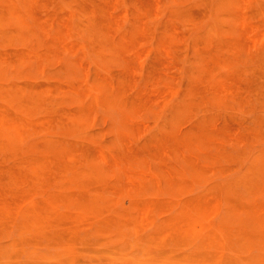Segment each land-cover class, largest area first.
Instances as JSON below:
<instances>
[{
	"label": "bare ground",
	"instance_id": "obj_1",
	"mask_svg": "<svg viewBox=\"0 0 264 264\" xmlns=\"http://www.w3.org/2000/svg\"><path fill=\"white\" fill-rule=\"evenodd\" d=\"M131 1L0 0V264L28 246L35 253L44 247L35 257L43 264H73L74 257L87 256L123 264H264V203L241 192L264 191V45L242 78L235 71L233 83L200 77L193 55L184 59L191 45L198 56L211 54L207 62L215 58L224 66L227 60L210 48H235L241 38L253 47L263 42L264 0H170L167 6L162 0ZM250 4L260 18L245 12ZM232 19L239 22L237 37L227 24ZM63 54L83 68V79L21 74V65L44 69ZM117 59L126 65L116 68ZM168 63L175 73L169 74L171 83H161ZM226 94L238 98L240 111L255 115L254 125L212 135H248L260 140L259 147L235 157L229 151L221 169L233 176L208 183V194L146 196L149 185L158 193L163 182L183 190L184 171L167 161L174 155L186 162L196 158L194 149L212 135L204 129L195 131L198 138L180 135L172 126L180 116L191 117L199 103ZM104 108L140 121L132 133L117 128V148L92 132ZM141 137L148 139L140 144ZM150 158L161 165L152 168ZM195 167L199 176L206 170ZM195 181L205 185L200 176L187 186ZM122 196L129 198L122 202ZM174 206L178 214L168 215ZM241 212L250 223L239 218Z\"/></svg>",
	"mask_w": 264,
	"mask_h": 264
},
{
	"label": "rangeland",
	"instance_id": "obj_2",
	"mask_svg": "<svg viewBox=\"0 0 264 264\" xmlns=\"http://www.w3.org/2000/svg\"><path fill=\"white\" fill-rule=\"evenodd\" d=\"M162 2H163L164 6H167V4L169 5V3L166 4L165 2H170L171 3L170 0H162ZM128 3H130V5L133 4L131 0H128ZM256 9L257 8L255 7V5H251L250 4L249 6H247V8H245V12L248 13V14L253 15L255 18H260L261 14L257 13ZM149 19H150V17H149ZM149 19H148V17H146L145 22L150 23L151 19L150 20ZM203 20L204 19H201V20L198 19L197 20L199 22V23L197 22L199 24V26L205 25V21H203ZM201 22H202V24H201ZM227 24L230 27V34L232 36H236L237 37L238 34H239V22H237V21L232 19V20L227 21ZM150 33H152V32L151 31L145 32V33L142 34V36L143 37H148ZM171 36H172V39H173V38H176L177 35L176 34H171ZM77 37L80 38V39L82 38L81 35H79ZM33 39H34V37H33ZM241 39H242L241 40L242 41L241 44H239L235 48H231V47H225V48H221V49L217 48V47L210 48L211 52L213 54L215 53L216 56L222 57L223 59L227 60V62L224 60L226 62L224 66L217 64V62H215V58H213V57H212L213 58L212 60L207 62V60H209L211 58V54H209V55L202 54V55L198 56L197 54H195L191 50V47H192L191 45L188 47L189 49L186 51V53H185L186 57H184V59H185V61H189L188 59H191L192 55H193L192 59H194V61H196V63L198 64V66H197V69H198L197 70V74L200 77H202V75H203V76L208 77L211 80H215V79L216 80H223V81L225 80L227 83H233L234 82L233 79H234L235 71H238L240 76H241V78H242V76H243L242 74H243L244 68L247 66V64H250L253 61V57L256 55V53L258 51L262 50L261 46L264 45V41H263L260 44H258L257 46L253 47V45L250 44V42L247 39H245V38H241ZM238 47L240 48V50H239ZM214 48H216V52H214L215 51ZM241 48H244V50L241 49ZM263 49H264V46H263ZM240 51H241V53H240ZM221 52L226 57H224L221 54ZM219 53H220V55H219ZM244 53H246V54H244ZM63 56H65V57H63ZM207 56H208V58H206ZM60 59H52L54 62H56L54 66H53V63H51L53 61L50 60L44 69L39 68L36 63H28V65L26 63L25 65H21V67L19 69L21 71V74L23 73L24 75H28V76H30L31 78H34V79L35 78H37V79L38 78H42V77H45V76L46 77H50L51 76V78L53 77L52 78L53 80H57V81L58 80L65 81V79H66V81L75 80V79L76 80H79V79L81 80V79L84 78L85 71L77 63H75L74 60H72V57H70L67 54H63V55H61ZM121 61H120V59H117V60H114V62L113 61L112 62H113V65L116 66V68L124 67L126 65V62L123 61L122 59H121ZM205 62H207V63H205ZM49 65H51V66H49ZM173 66H174L173 63H168V65H167V67H168L167 73L165 72L166 75H164V74L161 75V76H163V79L161 78V81H160L161 83H166V82L171 83V81L169 80V74H171L172 69L174 68ZM25 67H27V68H25ZM34 67H36L38 70L36 68H34ZM207 67H210V68H207ZM46 68H48L47 69L48 71H46ZM2 69L5 70V71H8V72H11V67L9 65H3ZM200 70L202 72H200ZM36 71H38V72H36ZM72 71H74V72H72ZM173 71H174V69H173ZM39 72H41V74ZM37 73H38V76L36 77ZM157 73L159 74L158 70H157ZM174 73H175V71H174ZM145 74H148V73H145ZM145 74H142L139 77V80H141L140 82H144V80L145 81L147 80V79H145V77H147V75H145ZM148 77L151 78L152 76H148ZM185 79H186V77L183 78V80H182L183 83H185ZM201 83H202V81H198V84H199L200 87H201ZM70 102L72 103L73 101L68 100V99L65 100V103H67V104H70ZM212 102H214V103H212ZM217 102H218V105H220V106H218L216 104ZM210 103H212V104H210ZM234 103H236V104H234ZM198 105H199V107H198L197 111H195L193 113H190L192 115L191 117H190V115H187V117L186 116H180L179 119H177L175 121L174 125L172 126L173 130H175L180 135H185V134L186 135H190V134H196V132L204 129V130H209V132L212 135V133L213 134L215 133L214 131L227 132V131H232V129L234 127H237V126H243L244 128H247L248 126L254 125L255 115L252 112L247 113V112L240 111L241 105L239 103L238 98L236 96H234V95H231V94L227 95L226 94V95L221 96L220 98H212L207 103H202L201 102ZM248 105L250 106L251 104H248ZM248 105H245L244 107L248 108L247 107ZM109 110L110 109L107 110L105 108L99 110V112H98V114L96 116V119L94 120V126H93V129H92V132L95 133L96 139L98 141L100 140L99 142L102 143L103 145H105L106 147H108L107 144H106V142H107L108 145H112V147L109 146L108 148H117V145H116L117 143L115 144L114 141H113V137L115 135V132H116L117 128L122 126V128L124 127L125 130H127L128 132L132 133L133 132L132 131L133 127L136 124H139L140 121H139L138 118L131 119V118H127L126 117L128 119L127 120L122 113H118L114 109L113 110L111 109L110 111ZM107 111H108V113H107ZM114 112L115 113L117 112L116 114L119 115L118 119H117V115L113 114ZM228 113L231 116H229ZM211 114H214V115H211ZM209 115H210V117H209ZM216 115H217V117H216ZM122 116L126 120H124V118L122 119ZM148 116L151 118L152 113L149 112L146 117H148ZM224 116H225V118H224ZM104 117L106 119H104ZM198 117H200V118H198ZM115 119H117V120H115ZM223 119H224V121H222ZM122 121H124V124H123ZM194 121H196V122H194ZM108 122H110V123L108 124ZM125 122H126V125H125ZM106 123H107V126H106ZM127 124H132L133 126L131 127L130 125H127ZM185 128H186V130H185ZM112 133H113V136H112ZM106 135H109V136L107 137ZM215 135L217 136V138L214 135H212V136L208 135L207 138H210V139L205 138L203 141H201V143H199V149L200 150L198 148L194 149L196 152H198V150H199L198 153H196L194 151L196 158L186 162V160L181 158L179 155H174V156L171 157V159H169L167 161L168 164L171 163L170 165L173 164V166H176V168L181 169L182 171H184V173L182 175V177L184 179V182H183L184 184H182L183 190H181V188H180V190L178 188H172L167 183L163 182L162 185H161V189H160V191L158 193L155 191V188H153L154 185H152V186L149 185L147 187V190H145L146 196L166 199V198L171 197L174 193L175 194L178 193L177 194L178 196H181V197H184V198L195 197V196H199V195H203V194H208V190H207V187H208L207 184L208 183H210V184L211 183H215V182L223 183V182L228 181L233 176L232 172L221 169V166L223 164H225V162H226L225 157L229 154V151L231 152L230 155L235 157V156H237V154L242 152L241 150H243V151L254 150V149H257L259 147V144H260V140L258 141L259 143H257L258 139L252 138V137H250L248 135L243 137V138H241V139H236L235 137L231 136L230 139H226V140L222 139V137L220 135H217V134H215ZM196 136L198 138L199 135L196 134ZM31 137L32 136H28V141H30L33 138V137L32 138ZM212 137H213V139H212ZM105 138H106V140H105ZM146 138L147 137H145V139ZM145 139H144V137H141L138 143L142 144L145 141ZM134 142H137L136 138H135ZM249 142H250V145H249ZM115 145H116V147H115ZM256 146H258V147L255 148ZM207 147H208V149H207ZM241 147H242V149H241ZM235 148L237 150L239 149V151H237ZM212 149H214V150H212ZM227 149H228V151H227ZM215 152H219V154H217ZM223 153L226 154V155H224ZM208 155L209 156L211 155V157H209ZM212 156H213L214 160L210 159V158H212ZM179 157H180V160H179ZM219 158L221 159V161H220ZM152 159H154V161ZM205 159H208V160L210 159L211 161L210 160L209 161L208 160L205 161ZM152 161H153V163H152ZM148 162H149V164L151 165L152 168H158L161 165V163H160L161 161L159 162V159H157V158H150V159H148ZM155 162L156 163L159 162V163L156 164ZM206 162H208L209 164H207ZM185 166H186V168H185ZM195 166L202 167V168L206 169V170H204V171H202L200 173V176L202 177L203 182H204L205 185H203L201 183L198 184L195 181V182H193V184L191 186H190V184L187 186V183H189L190 180H192V179L195 180L196 177L197 178L200 177L198 175L199 172L197 173V171H196L197 169L195 170V168H196ZM106 169H107V167H105V170ZM186 169H188V170H186ZM109 173H110V170H109ZM107 176H110V175L107 173ZM163 185H164V187H163ZM191 188H193V189H191ZM166 189H167V191H166ZM187 189L190 190V191H188ZM174 190H177V191L174 192ZM153 192H156V193H153ZM241 192L245 196L249 195V196H247L248 198L250 197L249 200L252 199L251 198V195H252L254 202L264 203V198H263L264 197V191H258V193L247 194L243 189H241ZM210 193H212V192H210ZM262 194H263V196H262V199H261L260 195H262ZM124 198H129V197L122 196L121 197V201L122 202H124V201L126 202L127 201V199H124ZM178 210H179V206H174L168 211V215H176V214H178ZM240 214H241L242 217H240ZM243 215L246 216V217H243ZM247 215L248 214L246 212H241V213L238 214V216H239V218H241V220H244V218H245L244 221L250 223L251 222L250 216L249 215L247 216ZM164 216L165 215L158 214L159 218L160 217L162 218ZM247 220H249V221H247ZM15 232L16 231H12V235H14ZM85 232L86 231L84 229L81 231V233H85ZM42 249H44V247L39 248V249L37 248L36 249L37 250L36 253L34 251H32V250H34V248L32 246L25 247L23 250H17L14 254L11 255V257H13V258H11L7 262H4L3 264H43L39 259L35 258V257H37V252H39V251L41 252ZM28 250L30 252H32V253H30ZM86 259H87V261H86ZM106 263H107V261H105L104 259H101L99 257H88V256L87 257H74V260H73V264H106ZM48 264H59V263L55 261V262H49ZM107 264H123V263H117V262H113L112 263L111 261L110 262L108 261Z\"/></svg>",
	"mask_w": 264,
	"mask_h": 264
}]
</instances>
